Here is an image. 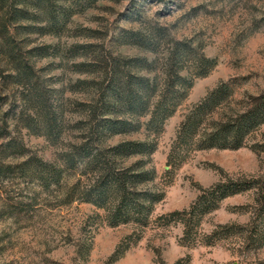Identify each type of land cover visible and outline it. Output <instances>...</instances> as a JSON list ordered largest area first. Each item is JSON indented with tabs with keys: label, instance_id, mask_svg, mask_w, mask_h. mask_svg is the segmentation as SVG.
<instances>
[{
	"label": "rangeland",
	"instance_id": "rangeland-1",
	"mask_svg": "<svg viewBox=\"0 0 264 264\" xmlns=\"http://www.w3.org/2000/svg\"><path fill=\"white\" fill-rule=\"evenodd\" d=\"M56 6L54 26L18 21L3 30L0 22V264H264V123L242 146L181 149L169 160L185 113L219 82L230 81L240 98L264 92V0H59ZM156 27L166 28L160 43ZM145 36L156 51L140 41ZM171 39L212 59L207 73L182 63L192 85L162 129L146 128L142 115L137 130L99 141L155 144L150 153L118 159L142 157L155 169L149 183L163 196L145 225L111 224L93 203L66 200L63 187L76 181L80 166L63 169L61 186L17 166L30 156L58 165L90 126L91 96L108 73L107 59L141 56L160 68Z\"/></svg>",
	"mask_w": 264,
	"mask_h": 264
},
{
	"label": "trees",
	"instance_id": "trees-1",
	"mask_svg": "<svg viewBox=\"0 0 264 264\" xmlns=\"http://www.w3.org/2000/svg\"><path fill=\"white\" fill-rule=\"evenodd\" d=\"M58 1L0 0L1 28L6 30L9 23L18 21L26 22H19L21 26H29L35 20L54 26L60 20ZM163 29L166 28L153 29L154 40L158 43L164 38ZM146 38L140 37V41L151 51H156V45ZM166 42L169 44V56L160 68L152 67L153 63L141 56L107 59L108 73L104 72L91 96L90 126L87 132L81 131L73 149L61 153L58 165L40 159L34 161L30 156L17 166L46 185L55 183L59 186L63 169L80 166L81 173L76 181L63 187L62 194L66 200L78 198L93 203L104 210L105 219L111 224L145 225L155 202L163 196L159 188L149 183L155 177V169L147 167L142 157L129 163L118 159L150 153L155 144L144 139H120L101 146L99 141L105 135L137 130L142 115L148 116L144 123L146 128L162 129L192 85V80L182 73V63L190 60L192 63H188V68L196 70L197 75L207 73L203 67L212 59L203 53H194L186 41L171 39ZM9 54L14 56L12 49ZM15 66L18 75L27 76L22 66L17 67L16 63ZM139 68L156 72L153 76L141 74ZM234 93L232 83L222 80L189 108L173 139L170 161L181 149L239 147L247 142L250 134L264 123V92L249 94L247 98L237 97ZM226 194L227 191H223L222 195ZM180 262L177 260L172 264Z\"/></svg>",
	"mask_w": 264,
	"mask_h": 264
}]
</instances>
